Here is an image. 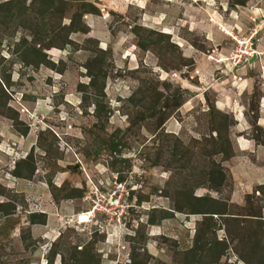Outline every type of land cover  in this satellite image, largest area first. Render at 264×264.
<instances>
[{
    "label": "rangeland",
    "instance_id": "rangeland-1",
    "mask_svg": "<svg viewBox=\"0 0 264 264\" xmlns=\"http://www.w3.org/2000/svg\"><path fill=\"white\" fill-rule=\"evenodd\" d=\"M4 1L0 264H264V0Z\"/></svg>",
    "mask_w": 264,
    "mask_h": 264
},
{
    "label": "trees",
    "instance_id": "trees-1",
    "mask_svg": "<svg viewBox=\"0 0 264 264\" xmlns=\"http://www.w3.org/2000/svg\"><path fill=\"white\" fill-rule=\"evenodd\" d=\"M45 3H48V5L45 7V11H42V9H41V13L43 14V13H45L48 9H50L52 6H53V1L54 0H43ZM2 3H4V5H8V6H14L15 4H19L18 2H17V0H5L4 2H2ZM240 4H243L242 2H239ZM2 7V5H1V3H0V8ZM92 7V6H91ZM93 9H95V8H93ZM9 11H10V7H8V8H6V10H5V12H6V14H7V16H9L10 17V13H9ZM93 13L94 12V10H84L83 11V13ZM83 13H75L74 14V17H76L77 19H78V21H80L81 22V17H82V14ZM9 19H11V18H9ZM42 21H43V23H45V20H43L42 19ZM75 22H76V19H73V18H71V20H70V22L68 23V25H65L64 27L68 30V36H69V34L70 33H72V32H77V31H84L81 27H75ZM68 36H67V40L69 39L68 38ZM30 50L34 55H37V54H41L42 56H43V59L41 60V62L40 63H45L47 66H52V61L51 60H49L48 58H45L44 59V56H46V54H45V52H43L41 49H40V51L38 50V48L36 47V46H31V47H27V50ZM47 52V51H46ZM92 82V81H91ZM3 94V93H2ZM5 94V93H4ZM3 94V95H4ZM95 109H94V114H96V116H98V106H99V104H95ZM28 172L30 173V174H33V172H34V168L33 167H30L29 169H28ZM17 176H20V173H18L17 174ZM194 200H197L198 201V204H199V206H200V208H198V209H195V210H193L194 212H192V213H202V214H204V215H206L205 217H209V214H212V211L210 210V211H204V209H202L203 207H204V205H205V203H207L206 201L207 200H209L208 198H206V197H198V198H195ZM202 203V204H201ZM154 219H151V221H153ZM36 223H43V222H36ZM246 230V233H247V235H246V237H248V238H246V240L245 239H243V238H239V237H237L236 236V238H237V241H239V243L242 245V249H237V252H238V257H241L242 259H243V256H242V251H243V249L245 248V247H247L248 245L246 244L247 242L249 243V244H252V242H253V240L250 238L251 237V234H249V230L248 229H245ZM254 234H256V231L254 232ZM259 241H260V239H259ZM254 243H257V242H254ZM218 244H224L225 245V247H223V248H221V250L222 251H220V252H218V258H219V256L220 255H222L223 253H224V251H225V249L227 248V244L225 243V242H223L222 240H220V241H216V245H218ZM194 247H196V246H194ZM200 248V247H199ZM131 256V255H130ZM128 264H137V260H136V258H134V256H131V258H130V261L128 262Z\"/></svg>",
    "mask_w": 264,
    "mask_h": 264
},
{
    "label": "crops",
    "instance_id": "crops-1",
    "mask_svg": "<svg viewBox=\"0 0 264 264\" xmlns=\"http://www.w3.org/2000/svg\"><path fill=\"white\" fill-rule=\"evenodd\" d=\"M263 113V112H262ZM257 125L259 126V127H263L264 128V115H260V116H257ZM245 141H246V143H251V144H249V146H245V144H244V146L245 147H247V149L246 150H243V151H250V152H254L255 154H256V156H259V154H261V153H263L264 154V146H262V145H254L250 140H249V138H248V140L247 139H245ZM238 147V146H237ZM240 151H242L241 150V148H238ZM258 170H260V172L261 171H264V169L262 168H258ZM259 172V173H260ZM264 173V172H263ZM260 176V177H259ZM258 177H259V180L260 179H263L262 178V175H258ZM258 183H264V181L263 182H259L258 181Z\"/></svg>",
    "mask_w": 264,
    "mask_h": 264
},
{
    "label": "bare ground",
    "instance_id": "bare-ground-1",
    "mask_svg": "<svg viewBox=\"0 0 264 264\" xmlns=\"http://www.w3.org/2000/svg\"><path fill=\"white\" fill-rule=\"evenodd\" d=\"M81 216V217H80ZM79 216V219L81 220V221H87L88 220V216L86 215V214H82V215H80Z\"/></svg>",
    "mask_w": 264,
    "mask_h": 264
}]
</instances>
